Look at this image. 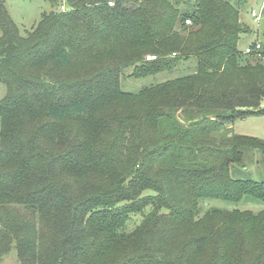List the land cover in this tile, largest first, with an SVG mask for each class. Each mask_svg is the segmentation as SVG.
Listing matches in <instances>:
<instances>
[{"label":"trees","instance_id":"1","mask_svg":"<svg viewBox=\"0 0 264 264\" xmlns=\"http://www.w3.org/2000/svg\"><path fill=\"white\" fill-rule=\"evenodd\" d=\"M66 1L21 35L0 0V262L264 264V211H199L264 199L230 172L245 150L264 163V140L216 136L264 112V45L238 48L244 0ZM191 58L193 74L120 89L127 68Z\"/></svg>","mask_w":264,"mask_h":264},{"label":"rangeland","instance_id":"2","mask_svg":"<svg viewBox=\"0 0 264 264\" xmlns=\"http://www.w3.org/2000/svg\"><path fill=\"white\" fill-rule=\"evenodd\" d=\"M229 2L234 4V0H229ZM263 2L264 0H244V4L240 8V20L242 23L249 26L250 33L241 35L238 43L239 50H244L247 45L253 44L256 38H258V41L264 43V13L258 24L254 22L253 18L250 16V11L252 9L257 12L261 10ZM4 5L21 35L24 34V30H30L39 21L41 13L46 14L52 10L59 11L60 5H63L68 10L66 0H56L54 5H51L49 0H4ZM35 13L36 16L34 18L36 20L33 18ZM261 45L264 44L261 43ZM195 63V60L191 58L188 61L179 62L177 66L171 70H164L155 75L142 78L131 77L132 68H127L120 76V89L123 92L136 94L151 85L193 74L195 71ZM5 93V86L0 83V100L5 96ZM259 108L264 110V98L260 100ZM230 134L264 140V112L250 115L243 119H236L231 124H226L225 128L220 133L216 134V136L226 137L230 136ZM244 152L243 164L233 165L230 170L231 176L234 179L253 180L258 182L264 181V163L261 160L260 153L256 150H245ZM209 209H219L223 211L238 210L258 213L264 211V199L260 200L244 196L239 202L211 200L206 203L202 202L199 205V211L201 213ZM139 221V215L132 216L128 222L127 231L132 230ZM0 264H19L16 251L12 248L9 253L2 258Z\"/></svg>","mask_w":264,"mask_h":264},{"label":"built area","instance_id":"3","mask_svg":"<svg viewBox=\"0 0 264 264\" xmlns=\"http://www.w3.org/2000/svg\"><path fill=\"white\" fill-rule=\"evenodd\" d=\"M109 5H112V3H109ZM264 2L261 6V10L259 12L255 11V10H251L250 11V16L253 18L254 22H256L257 24L260 22L261 20V17L264 13ZM59 11L61 12H64V11H67V9L63 6V5H60L59 6ZM186 24H189L190 22L189 21H185ZM262 48V45L259 41H255L253 44L251 45H248L243 51H242V54L244 55H251L253 53H256L258 52L260 49ZM257 54V53H256ZM258 55V54H257ZM174 56V54H173ZM260 56V55H258ZM263 62H264V57H261ZM155 59L154 56H146V60H153Z\"/></svg>","mask_w":264,"mask_h":264},{"label":"crops","instance_id":"4","mask_svg":"<svg viewBox=\"0 0 264 264\" xmlns=\"http://www.w3.org/2000/svg\"><path fill=\"white\" fill-rule=\"evenodd\" d=\"M3 1H4V0H3ZM7 13H8V11H7ZM43 14H44V13H41V14H40V18H41V16H42ZM8 15H9V13H8ZM9 16H10V15H9ZM35 16H36V13L33 15V18H34ZM37 16H38V14H37ZM10 18H11V16H10ZM40 18H39V20H40ZM34 20H36V19L34 18ZM34 20H33V21H34ZM12 21H13V20H12ZM35 22H36V21H35ZM35 22H34V24H35ZM15 25H16V24H15ZM248 27H249V26H248ZM17 28H18V27H17ZM24 31H25V30H24ZM254 41H258V38H256V40H254ZM259 42L262 43V44H264V43L261 42V41H259ZM247 46H248V45H247ZM247 46H246V47H247ZM246 47H245V48H246ZM245 48H244V49H245ZM240 51L242 52L243 50H240Z\"/></svg>","mask_w":264,"mask_h":264}]
</instances>
